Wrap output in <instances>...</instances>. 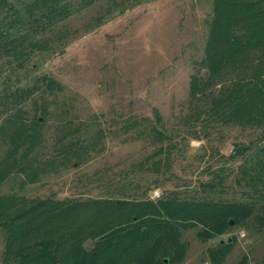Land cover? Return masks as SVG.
Wrapping results in <instances>:
<instances>
[{"label":"rangeland","instance_id":"374dc122","mask_svg":"<svg viewBox=\"0 0 264 264\" xmlns=\"http://www.w3.org/2000/svg\"><path fill=\"white\" fill-rule=\"evenodd\" d=\"M211 3L136 0L108 7L103 0L65 19L62 25L70 32L63 43L36 53L19 74L24 83L45 75L62 86L43 96L34 93L27 114L38 119L36 143L14 150L0 133V169L11 171L34 159L45 170H38L34 181L11 173L0 182V193L155 199L169 192L202 193L207 182L215 197L246 201L247 188L234 178L242 158L260 142L262 129L185 119L188 81L202 57ZM0 72L1 108L5 73ZM45 105L48 111L42 114ZM153 110L159 117L156 128L169 139L126 126L142 117L152 122ZM63 131L83 139L77 155L64 163L56 149ZM227 220L232 224L207 238L199 234L200 224L181 227L175 235L179 254L171 264H209L207 249L226 239L230 249L220 264H238L244 257L247 264H260L264 226L251 217L243 223ZM158 241L152 240V249ZM1 254L0 233V261ZM162 259L168 263L166 256Z\"/></svg>","mask_w":264,"mask_h":264},{"label":"trees","instance_id":"16d2710c","mask_svg":"<svg viewBox=\"0 0 264 264\" xmlns=\"http://www.w3.org/2000/svg\"><path fill=\"white\" fill-rule=\"evenodd\" d=\"M97 1L103 0H0V71L5 73L0 133L14 150L38 139V119H28L27 114L34 93L62 90L59 82L45 75L25 84L20 72L36 53L63 43L70 32L62 25L65 19ZM134 1L104 3L116 7ZM186 106L185 119L192 124L216 121L262 129L260 142L242 158L234 178L237 186L247 188L246 201L215 197L213 184L207 182L202 193L169 192L155 199L0 193V264H165L163 256L171 264L179 254L175 235L183 226L200 224L203 238L224 231L228 217L242 223L251 217L264 226V0H212L202 57L188 81ZM46 110L45 105L40 113ZM157 121L153 110L152 122L142 117L125 124L140 134L169 139L156 128ZM70 135L63 131L57 141L63 163L77 155L83 140ZM48 165L49 161L44 166ZM9 169H0V182L13 172L34 181L37 171L45 170L34 159ZM229 249L227 239L208 248L209 264H220ZM238 264H247L246 257Z\"/></svg>","mask_w":264,"mask_h":264},{"label":"water","instance_id":"95a60500","mask_svg":"<svg viewBox=\"0 0 264 264\" xmlns=\"http://www.w3.org/2000/svg\"><path fill=\"white\" fill-rule=\"evenodd\" d=\"M229 224H232V221H231V220L229 221ZM228 240H229V239H227V241H228Z\"/></svg>","mask_w":264,"mask_h":264}]
</instances>
